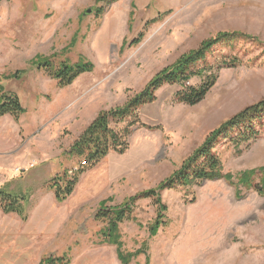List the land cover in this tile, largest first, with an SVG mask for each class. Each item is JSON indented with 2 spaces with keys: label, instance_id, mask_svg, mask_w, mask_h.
Wrapping results in <instances>:
<instances>
[{
  "label": "rangeland",
  "instance_id": "374dc122",
  "mask_svg": "<svg viewBox=\"0 0 264 264\" xmlns=\"http://www.w3.org/2000/svg\"><path fill=\"white\" fill-rule=\"evenodd\" d=\"M96 7L95 0H0V85L25 109L17 120L0 118V188L28 198L25 220L0 209V264H39L49 256H64L67 264H122L115 246L102 241L100 202L118 206L155 187L211 129L264 97V0H117L101 15ZM140 31L141 40L130 44ZM219 31L252 37L216 44L206 54L211 63L235 64L219 69L205 97L176 103L182 86H162L139 111L142 123L159 128L135 127L125 153H108L57 202L49 184L83 163L66 151L96 114L124 103ZM36 54L72 63L84 58L94 68L59 87L30 64ZM199 82L193 77L187 84ZM241 147L236 153L225 139L216 144L224 172L264 165V126ZM160 196L166 224L155 235H149L156 216L150 199L137 201L132 218L119 224L122 249L145 251L128 264L146 258L148 264H264V194L252 187L237 192L217 179Z\"/></svg>",
  "mask_w": 264,
  "mask_h": 264
},
{
  "label": "trees",
  "instance_id": "16d2710c",
  "mask_svg": "<svg viewBox=\"0 0 264 264\" xmlns=\"http://www.w3.org/2000/svg\"><path fill=\"white\" fill-rule=\"evenodd\" d=\"M116 1L95 0L96 15L103 14L105 8ZM142 36L143 31H140L130 44L139 42ZM248 37L252 36L237 31H219L214 36L202 40L195 49L180 55L169 66L162 68L124 103L99 111L66 151L68 155L80 159V163H83L79 168L70 171V174L69 171H64L61 175L53 177L49 184L55 200L57 202L65 200L73 192L81 173L94 167L108 153H125L129 148V136L135 127L159 128V126H147L142 123L139 111L143 106L156 100V91L162 86L174 84L182 86L173 95V101L176 103L186 105L199 103L215 84L219 69L235 64L228 59L220 63H211L207 60L206 54L216 44L230 45L234 38ZM54 57L55 54L47 56L36 54L30 59V64L54 79L59 87L71 84L78 76L91 72L94 68L93 63L84 58H79L72 63L67 59L55 61ZM193 77H198L200 82L196 85L187 84ZM24 111L17 95L3 91L0 85V117L8 114L17 120ZM262 126H264V97L244 106L211 129L180 165L155 187L136 192L118 206L106 205L109 199L101 201L95 218L102 220L106 225L100 230V235L103 242L115 246L119 262L128 264L139 254L145 253L143 249L133 252L124 251L119 233V224L132 218L133 208L141 199H150L156 207V216L149 226V235L153 236L166 224L167 208L160 196L161 191L165 189L186 187L206 180L224 179L234 185L237 192L241 187H252L259 194H264V165L243 170L234 175L223 171L221 160L214 151L219 140L225 139L236 153H241L243 151L241 146L246 148L255 141ZM255 179L258 181L254 182ZM27 202V196L14 195L0 188V209L3 213H16L25 220ZM68 262L69 260L64 256H49L42 258L39 264H67ZM144 264H148V258L145 259Z\"/></svg>",
  "mask_w": 264,
  "mask_h": 264
},
{
  "label": "crops",
  "instance_id": "0c3cea01",
  "mask_svg": "<svg viewBox=\"0 0 264 264\" xmlns=\"http://www.w3.org/2000/svg\"><path fill=\"white\" fill-rule=\"evenodd\" d=\"M7 116H10V115L6 114L4 116H1L0 118H6Z\"/></svg>",
  "mask_w": 264,
  "mask_h": 264
},
{
  "label": "water",
  "instance_id": "95a60500",
  "mask_svg": "<svg viewBox=\"0 0 264 264\" xmlns=\"http://www.w3.org/2000/svg\"><path fill=\"white\" fill-rule=\"evenodd\" d=\"M86 12H90V9H87Z\"/></svg>",
  "mask_w": 264,
  "mask_h": 264
}]
</instances>
